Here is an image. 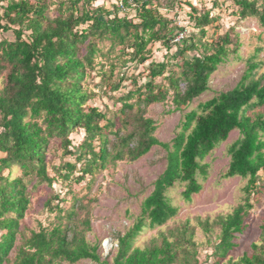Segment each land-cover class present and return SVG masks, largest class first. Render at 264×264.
I'll return each mask as SVG.
<instances>
[{
	"label": "trees",
	"instance_id": "16d2710c",
	"mask_svg": "<svg viewBox=\"0 0 264 264\" xmlns=\"http://www.w3.org/2000/svg\"><path fill=\"white\" fill-rule=\"evenodd\" d=\"M95 1L7 0L1 6L0 31H11L13 39L0 41V264H74L85 259L102 262L99 246L85 234L91 229L90 220H83L80 228L63 223L64 219L71 223L86 207L78 197L69 209L60 204L52 208L60 215V222L33 231L10 260L30 203L25 179L36 185H51L57 179L69 180L78 171L81 174L77 179L81 180L110 163L136 161L154 146L167 150V166L143 200L140 215L116 238L112 264H200L196 227L189 220L159 231L143 247L136 242L147 229L166 226L177 215L178 208L166 195L169 188L184 183L183 196L188 201L202 190L198 175H207V167L201 161L232 131L239 130L241 136L229 147L231 160L224 177L247 179L246 197L232 213L217 220L221 231L214 253L219 263L239 247L237 240L247 228L246 218L253 207L251 195L258 188L259 177L264 176V74L256 73L260 64L250 61L234 89L200 103L185 115L173 141L161 142L154 135L155 121L145 117L147 108L165 102L172 93V104L181 109L207 92L211 76L236 42L228 32L212 42L206 40V27L217 18L210 11L199 14L191 4V17L199 34L175 41V26L156 7L159 0H139L134 6L127 5L125 14H120L115 4L112 9L94 8ZM232 1L240 18L254 17L264 26V0ZM173 40L178 50L172 59L181 60L170 69L169 61L149 64V79L120 98L122 127L114 130V119L97 107H85L89 94L81 82L86 69L93 70L96 56L103 53L100 42L109 41L113 50L121 46L124 54L132 50L127 52L130 59L143 64L151 57L150 44L160 42L169 50ZM191 51L199 53L186 57ZM159 77L165 82L157 81ZM122 81L112 90H118ZM78 129L84 130V140L70 150V135ZM53 139L60 140L66 154L82 161L79 169L76 162L68 161L55 168L57 176H50L46 153ZM95 140L99 141L97 145ZM15 168L21 174L11 177ZM199 224L211 228L209 222ZM261 238V244L251 245L252 253L238 259L231 256L227 264H264V225Z\"/></svg>",
	"mask_w": 264,
	"mask_h": 264
},
{
	"label": "rangeland",
	"instance_id": "374dc122",
	"mask_svg": "<svg viewBox=\"0 0 264 264\" xmlns=\"http://www.w3.org/2000/svg\"><path fill=\"white\" fill-rule=\"evenodd\" d=\"M6 1L0 2V14L3 12L1 6L6 4ZM115 2L116 0H96L93 7L101 6L105 9H112ZM156 3L158 10L171 20V26H175L176 33L173 36L175 39L181 34L186 37L199 34V29L195 27V22L191 17L192 9L188 5L191 4L199 14L210 11L211 16L217 18L214 23L206 27V40L212 42L218 36L228 32L233 37L234 43L236 42L230 46L232 52L227 59L211 76L207 92L194 99L188 106H182L181 109H175L172 104V93L165 102L154 103L147 108L145 117L153 119L157 126L154 132L155 137L161 142L171 143L181 131L185 115L196 109L200 103L210 100L221 92L234 89L241 82L250 61L260 64L256 70L257 76L264 74V26L257 18H240L232 0H177L174 2L159 0ZM52 8L55 9V6ZM6 38L13 39L12 32L0 31V41ZM174 40L169 50L160 42L150 44L151 57L143 64L130 59L127 52L130 53L132 50L127 49L124 54L121 46L113 50L109 41L100 42L99 47L102 48L103 53L96 56L93 70L86 69V75L81 82L83 90L89 94L85 107H97L106 113L108 118L114 119L117 124L113 127L114 130L122 127L124 116L120 113L122 106L120 98L130 91H135L138 86L149 79L148 69L152 61H169L170 69L172 65H175V61L181 60L180 57L177 60L172 59V55L178 50ZM198 53V51H191L185 56L192 57ZM110 65H115V67L111 68ZM120 79H123L120 88L113 91L112 87ZM156 80L165 82L163 77ZM180 85L184 89V83L181 82ZM84 136L83 129L71 133L70 150L79 146ZM240 136L239 130L232 131L226 141L217 145L203 158L201 164L207 167V175H198L202 190L194 194L191 200L188 201L183 196L184 183L177 182L168 189L167 198L173 206L178 208L177 215L166 226L147 229L138 237L137 246H145L157 237L159 231H166L187 220L196 227L195 240L200 264H227L229 257L238 259L246 252L252 253L251 245L263 242L261 234L264 225V176L259 177L258 188L251 195L253 207L246 218L247 228L237 240L239 247L221 259L219 263L214 253L215 247L220 242L221 229L216 224L217 220L220 216L232 213L234 208L245 202L244 187L248 180L239 176L224 177L231 160L229 147ZM110 138L114 136L110 134ZM98 143L99 141L95 140L94 144ZM68 161L76 162L78 169L82 165V161L78 162L76 156L64 152L59 139L51 140L46 153L50 176H57L55 168ZM166 166L167 150L161 146H154L136 161L121 160L110 163L105 169L93 175H87L81 180L77 179L81 174L78 171H75L69 180L57 179L51 185L47 182L36 185L35 181L29 182L25 179V182H28L30 203L21 220L16 247L10 254V260L14 259L17 247L21 246L33 231H40L42 228L49 229L60 222V215L52 208L60 204L61 207L69 209L74 197H78L83 200L86 207L78 211L71 223L67 219H64L63 223L75 224L80 228L83 220L89 219L91 229L85 234L91 243L99 246L98 252L102 262L85 259L74 264H112L118 245L116 238L124 234L140 215L143 200L152 192L155 181ZM20 174V170L15 168L11 177ZM199 221L209 222L211 228L202 227ZM63 264L69 263L64 262Z\"/></svg>",
	"mask_w": 264,
	"mask_h": 264
},
{
	"label": "built area",
	"instance_id": "2783aa9c",
	"mask_svg": "<svg viewBox=\"0 0 264 264\" xmlns=\"http://www.w3.org/2000/svg\"><path fill=\"white\" fill-rule=\"evenodd\" d=\"M139 0H116L115 5L120 9V14H125L129 9L127 5L134 6ZM183 34L179 35L175 41H179L183 38Z\"/></svg>",
	"mask_w": 264,
	"mask_h": 264
},
{
	"label": "bare ground",
	"instance_id": "6f19581e",
	"mask_svg": "<svg viewBox=\"0 0 264 264\" xmlns=\"http://www.w3.org/2000/svg\"><path fill=\"white\" fill-rule=\"evenodd\" d=\"M105 244H106V246H107V242H106Z\"/></svg>",
	"mask_w": 264,
	"mask_h": 264
}]
</instances>
